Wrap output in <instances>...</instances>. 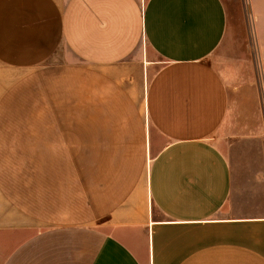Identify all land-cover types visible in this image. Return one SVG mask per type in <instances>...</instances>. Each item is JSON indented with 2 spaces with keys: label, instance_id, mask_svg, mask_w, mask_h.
Segmentation results:
<instances>
[{
  "label": "crops",
  "instance_id": "1",
  "mask_svg": "<svg viewBox=\"0 0 264 264\" xmlns=\"http://www.w3.org/2000/svg\"><path fill=\"white\" fill-rule=\"evenodd\" d=\"M248 3L0 0V264H264Z\"/></svg>",
  "mask_w": 264,
  "mask_h": 264
},
{
  "label": "rangeland",
  "instance_id": "2",
  "mask_svg": "<svg viewBox=\"0 0 264 264\" xmlns=\"http://www.w3.org/2000/svg\"><path fill=\"white\" fill-rule=\"evenodd\" d=\"M146 0H141V3L144 5ZM226 4H228L232 8V18L235 24V32L231 31V38L228 40L226 46L228 44L233 45H241L244 44L245 39L246 43L254 44L255 37L253 33L252 27V19L250 12V5L248 0H225ZM237 30V31H236ZM234 33V35H233ZM139 52L147 59H151L154 61L155 65L160 66V58L157 55H153L149 46L144 39L140 45Z\"/></svg>",
  "mask_w": 264,
  "mask_h": 264
}]
</instances>
